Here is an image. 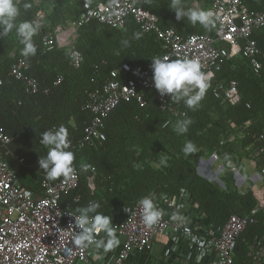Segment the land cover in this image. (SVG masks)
Masks as SVG:
<instances>
[{"label":"trees","instance_id":"1","mask_svg":"<svg viewBox=\"0 0 264 264\" xmlns=\"http://www.w3.org/2000/svg\"><path fill=\"white\" fill-rule=\"evenodd\" d=\"M85 2L19 0L20 16L17 20L30 21L36 12L42 10L46 20L54 26L76 19L86 9ZM198 2L199 6L192 0H183L188 7L204 9L205 3ZM244 2L251 10L264 12V0ZM24 3L31 7L25 9ZM140 4L154 12L165 29L172 28L183 35L209 33L215 29H205L199 24L192 26L187 18L176 20L175 10L169 7L171 0H141ZM137 32L141 34L139 39L134 37ZM253 38L260 48V72L255 73L250 60L244 56L224 60L195 110L187 108L181 101L188 110L184 118L170 119L160 108L154 89L145 90L146 107H140L136 101L121 102L106 122V140L80 151L71 150L75 156L73 164L80 169V183L63 198L64 207L76 210L99 202L98 211L108 214L116 208L132 207L145 196L161 193L176 196L186 191L192 203L197 204L217 226L224 225L232 214L248 217L247 226L237 241L233 264H261L251 254L252 244H258V250L264 249V210L252 213L257 204L253 183L244 191L238 190L233 183L222 189L201 175L196 166L197 159L203 154L212 155L214 152L226 166L232 162L239 165L241 161L230 140L237 132L244 134V149L252 144L264 145V141H258L264 132V28L255 31ZM125 40L127 45L123 43ZM33 41L37 47L36 55L24 57L21 54L23 45L15 30L0 37V77L4 81L0 85V130L16 137L11 150L24 158L25 163H20L12 155L7 159L29 190L37 187L28 175L30 170L46 175L39 165V159L48 151L39 142L41 134L63 126L68 132V140L76 144L83 138L86 124L92 117L83 109L89 93L100 87L110 72L122 64H130V75L135 76L155 55L164 52L163 44L155 34L143 31L131 17L123 29L98 20L83 25L75 40V47L85 57L80 68L70 64L68 48L45 52L39 35ZM20 58L30 62L28 73L41 84L37 94L26 92L24 82L10 75L11 68ZM61 77V82L56 84ZM231 80L238 82L241 94V101L236 105L223 102L213 93L218 82ZM46 89L48 92H44ZM189 118L193 123L188 132L178 133L177 123ZM187 141H192L198 150L185 156L182 149ZM225 154H228V160ZM161 160L167 163L162 164ZM81 164L95 167V185L102 195L92 192L88 179L90 170H83ZM260 164L262 160L259 168Z\"/></svg>","mask_w":264,"mask_h":264},{"label":"built area","instance_id":"2","mask_svg":"<svg viewBox=\"0 0 264 264\" xmlns=\"http://www.w3.org/2000/svg\"><path fill=\"white\" fill-rule=\"evenodd\" d=\"M87 3L88 7L76 19L54 26L46 20L42 10L32 17V20L39 19L43 25L37 35L41 38L44 51L68 48L70 64L75 68H80L85 60L83 53L75 47L79 29L83 25L98 20L123 29L129 17L143 31L154 33L162 42L164 52L153 58H197L202 62L204 71L212 73L211 79L224 60L237 56L248 58L255 73H259L262 67L258 58L260 48L253 34L264 28V12L251 10L244 0H210L204 9L213 11L217 17L214 31L188 35L161 27L159 17L141 6V0H87ZM195 4L199 5L198 0H195ZM152 62L151 59L135 76L130 75L131 65L124 63L113 69L104 83L89 93L83 109L89 111L92 117L86 124L83 138L76 144L68 140V150L80 151L106 140L105 126L113 110L121 102L130 101L146 107L147 89L157 92L160 108L168 113L170 119L187 116L188 110L181 102L172 101L170 95L161 96L155 89ZM30 66L28 60L20 58L11 68L10 75L24 82L26 92L37 94L41 84L28 73ZM61 80L62 77L56 84ZM3 82L0 77V85ZM44 92H48V89ZM213 93L216 98L231 105L241 101L236 80L218 82L213 87ZM240 136L244 137V134L241 132ZM15 138L0 130V264H90V248H77L72 243L75 230H79L74 229L75 217L71 214L76 210L64 207L62 203L66 195L78 188L80 169L73 164L74 171L69 177L55 181L47 180L46 175L32 169L28 175L37 187L29 190L21 182L17 169L7 159V156L12 155L20 163H25L24 158L11 150ZM230 140L234 142L235 137H230ZM258 141H264V132ZM246 150L255 157V163L258 161L256 158L264 160V145L258 147L252 144ZM208 159L220 160L217 152ZM208 159L200 157L197 161V168L203 175L216 173L211 167H204ZM262 169L264 172V167ZM88 170L92 192L102 195L103 192L95 185V167H88ZM234 170L237 172L236 168ZM252 191L257 200L252 213L264 210V175L252 184ZM151 198L162 209V217L155 225L147 226L144 223L140 204L142 199L132 207L116 208L105 214L112 216L117 233L126 237L115 255L116 264H124L136 252H153L155 241L161 236L170 240L174 251L178 252L183 250L182 246H187L183 255L187 257L188 264L234 263L237 241L247 226L248 217L232 214L224 225L217 226L197 204L192 203L186 191L176 196L161 193ZM174 214L181 219L173 220ZM102 236L103 232L97 238ZM257 245H251V254L264 264V249L258 250Z\"/></svg>","mask_w":264,"mask_h":264},{"label":"clouds","instance_id":"3","mask_svg":"<svg viewBox=\"0 0 264 264\" xmlns=\"http://www.w3.org/2000/svg\"><path fill=\"white\" fill-rule=\"evenodd\" d=\"M25 9L31 7L29 3H24ZM85 7H88L87 0ZM175 10L176 20L187 18L192 26L197 24L205 29L215 27L217 17L211 10L203 8L188 7L183 0H171L169 6ZM20 16L19 0H0V37L7 36L15 30L16 36L23 45L21 54L24 57L35 56L37 47L33 37L42 28L39 19L25 20L18 22ZM140 33L134 34L136 39L140 38ZM127 45L128 41H123ZM152 70L154 87L161 96L170 95L171 100L186 105L187 108L195 110L200 101L204 98L207 88L212 78L211 72H205L202 62L197 58H177L170 59L168 56L152 58ZM193 121L185 119L176 125V131L180 134L187 133ZM48 148L47 154L39 159L40 168L44 170L46 179L55 181L61 177H69L73 171L74 153L69 149L68 132L60 126L56 129L44 131L39 141ZM185 156L197 152V146L192 141H187L183 147ZM228 160V154H225ZM166 164V160H161ZM135 166V165H134ZM89 165L81 164V168L88 170ZM142 206V219L147 226L158 223L162 217L160 209L150 196H145L140 201ZM101 207L99 202L89 203L87 206L78 207L74 217L75 230L72 243L77 248L103 249L106 254L113 251L120 244L117 231L113 227L112 216L105 215L98 211ZM127 211V209H126ZM173 220L181 219L177 215L172 216ZM103 232V238H97Z\"/></svg>","mask_w":264,"mask_h":264},{"label":"crops","instance_id":"4","mask_svg":"<svg viewBox=\"0 0 264 264\" xmlns=\"http://www.w3.org/2000/svg\"><path fill=\"white\" fill-rule=\"evenodd\" d=\"M193 3L195 4V0H192ZM206 6L209 5L210 0H202ZM196 5V4H195ZM199 6V5H198ZM205 6V7H206ZM241 132H237L236 134L232 135L235 137V140L233 142L234 145V150L237 154V150L239 151V153H243L244 151L246 153H249L248 150L244 149L242 146V140L243 137L240 136ZM231 136V137H232ZM244 152V153H245ZM250 157H252L250 159V163L253 165H257L259 166V162L262 159H257L256 161L257 163H255V157L252 155V153H249ZM237 157L239 158V155L237 154ZM203 158V156H202ZM205 159H208L207 157H205ZM198 161V160H197ZM241 163L239 165L235 164V163H231L232 165L235 166H239L241 167L242 164L244 163L245 165V169L249 170L250 166L249 164L245 161V157L242 158V160H240ZM243 161V163H242ZM217 162L215 160H210L208 159L203 165L205 168H209L211 167V165ZM261 168L264 167V160H262V164ZM222 166L219 170H221V172L223 171L224 165H220ZM234 168V167H233ZM237 170V169H236ZM217 173V172H216ZM218 175V173H217ZM236 177L240 178V184H242V176L241 173L237 170L236 172ZM251 178L253 179L254 182L258 181L260 179L259 174H252ZM215 179V178H212ZM211 179V180H212ZM32 180V179H31ZM32 184L34 185V182H32ZM242 186V185H240ZM118 238L120 239V244L118 247H116L113 251H110L108 253H104L103 249L97 250L95 248H90V264H116L114 261L115 255L119 252L120 248L122 247L123 243L125 242L126 237L122 234H118ZM104 236L100 237L103 238ZM155 248L153 252H136L133 253L125 262L124 264H188V259L187 257H185V254L183 255V250L185 251L187 246H182L183 250H179L174 251L173 250V246L170 243V240L167 237H158L155 241ZM182 251V252H181Z\"/></svg>","mask_w":264,"mask_h":264},{"label":"rangeland","instance_id":"5","mask_svg":"<svg viewBox=\"0 0 264 264\" xmlns=\"http://www.w3.org/2000/svg\"><path fill=\"white\" fill-rule=\"evenodd\" d=\"M245 152V151H244ZM239 153V151L237 150V154L239 155V159L242 160V158L245 157V161L249 164L250 169L247 170L245 169V165L242 161V166H235L230 164L229 166H226L221 160H218L217 162H214L211 165V168L218 173L217 178L212 179L211 182H213L214 184H216L217 186H219L222 189H226L227 188V184H231L233 183V186L236 187L238 190L244 191L246 190L248 187L251 186L252 183H254L253 179L251 178L252 174H259V176H263L264 172L262 168L258 167L257 165H253L250 163V159L252 157H250L249 153ZM203 157H207L210 158L211 155H209L208 153L203 154ZM199 159V158H198ZM197 159V160H198ZM197 161H196V166H197ZM224 165L225 168H223V171L221 172V170L218 169V167L220 165ZM236 168L242 176V184H240V178L236 177V171L234 170V168ZM220 179V180H218ZM242 185V186H240Z\"/></svg>","mask_w":264,"mask_h":264},{"label":"water","instance_id":"6","mask_svg":"<svg viewBox=\"0 0 264 264\" xmlns=\"http://www.w3.org/2000/svg\"><path fill=\"white\" fill-rule=\"evenodd\" d=\"M197 169H198V172H199L201 175H203L202 172L199 170V168H197ZM203 176H204L205 178H207L208 180L211 181L210 178H213V177L217 178V173H213V174H210V175H203ZM218 180H220V179H218Z\"/></svg>","mask_w":264,"mask_h":264},{"label":"bare ground","instance_id":"7","mask_svg":"<svg viewBox=\"0 0 264 264\" xmlns=\"http://www.w3.org/2000/svg\"><path fill=\"white\" fill-rule=\"evenodd\" d=\"M213 178H215V177H213ZM210 179H212V178H210Z\"/></svg>","mask_w":264,"mask_h":264}]
</instances>
